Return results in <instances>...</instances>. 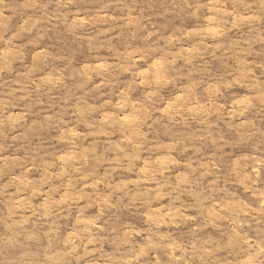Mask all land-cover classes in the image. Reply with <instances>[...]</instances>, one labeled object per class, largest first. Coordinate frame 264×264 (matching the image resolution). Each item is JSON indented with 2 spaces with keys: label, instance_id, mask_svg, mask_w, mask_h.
<instances>
[{
  "label": "rangeland",
  "instance_id": "rangeland-1",
  "mask_svg": "<svg viewBox=\"0 0 264 264\" xmlns=\"http://www.w3.org/2000/svg\"><path fill=\"white\" fill-rule=\"evenodd\" d=\"M0 264H264V0H0Z\"/></svg>",
  "mask_w": 264,
  "mask_h": 264
}]
</instances>
